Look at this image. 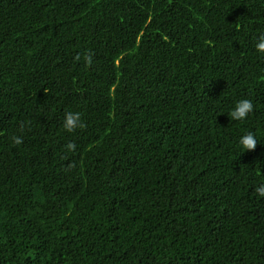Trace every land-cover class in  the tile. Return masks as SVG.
Returning <instances> with one entry per match:
<instances>
[{"label":"trees","instance_id":"obj_1","mask_svg":"<svg viewBox=\"0 0 264 264\" xmlns=\"http://www.w3.org/2000/svg\"><path fill=\"white\" fill-rule=\"evenodd\" d=\"M262 34L264 0H0V264H264Z\"/></svg>","mask_w":264,"mask_h":264},{"label":"clouds","instance_id":"obj_2","mask_svg":"<svg viewBox=\"0 0 264 264\" xmlns=\"http://www.w3.org/2000/svg\"><path fill=\"white\" fill-rule=\"evenodd\" d=\"M256 49L260 53H264V34L259 37L258 43L255 45ZM83 58L86 65L91 66L92 64V54L90 51H86L83 54V57L80 54H77L74 57L75 61H80ZM254 111V104L250 99H241L239 100L234 109L229 113V116L232 120L243 121L245 120L250 113ZM30 123V122H29ZM86 124L82 120V115L79 112H66L65 113V120L63 127L69 133L75 132L77 129H85ZM25 125L22 123L20 126V131H24ZM11 140L14 145H20L23 143V139L21 136L14 135L11 137ZM240 145L243 146L246 150H255L257 147V139L255 134L252 132L246 133L243 137H241L239 141ZM69 151L76 150V144L74 142H69L65 146ZM256 193L259 196H264V184L258 186L255 189Z\"/></svg>","mask_w":264,"mask_h":264}]
</instances>
